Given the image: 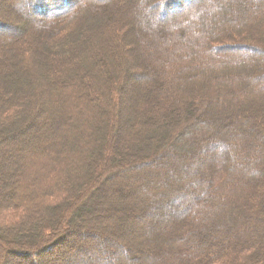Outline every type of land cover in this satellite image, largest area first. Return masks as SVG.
<instances>
[{"label":"trees","instance_id":"trees-1","mask_svg":"<svg viewBox=\"0 0 264 264\" xmlns=\"http://www.w3.org/2000/svg\"><path fill=\"white\" fill-rule=\"evenodd\" d=\"M157 1L6 0L30 26H0V264H264V0Z\"/></svg>","mask_w":264,"mask_h":264},{"label":"rangeland","instance_id":"rangeland-1","mask_svg":"<svg viewBox=\"0 0 264 264\" xmlns=\"http://www.w3.org/2000/svg\"><path fill=\"white\" fill-rule=\"evenodd\" d=\"M159 1V0H158ZM157 1V2H158ZM162 1H165V0H162ZM177 1H181V6H179V4L177 3ZM200 2H202V0H171L170 2H169V0H166L163 4H164V8H165V10H164V12L163 13H168V14H166L163 18H160V20L162 19L163 21H166V20H170L171 18H172V14H176L178 11H180V14H184V12L185 11H188L189 9H190V5H192V4H200ZM154 3H156V2H154ZM153 3V4H154ZM11 5V4H10ZM157 5H158V7H159V2L157 3ZM206 7H208V2H206V4H204L203 5V10L206 8ZM8 8H9V10H8ZM201 8V9H202ZM12 11V12H15L14 10H12V9H10V7H8V2H6V0H0V21H2L1 23H0V26H1V28H2V30L1 31H3V30H5V31H3V33L4 32H7V31H12L13 33H18V34H20V33H23V32H25V30H27L28 29V27L30 26L29 24H28V22H25V21H21V20H23L22 18H21V20L20 19H18V18H20V16H18V18L17 17H14V16H10V15H8V13H7V11ZM160 10L162 11V9H161V7H160ZM202 10V11H203ZM18 13V12H17ZM152 13L156 16V18H159V12L154 8L153 10H152ZM201 12H197V13H194V14H191V16L190 17H193L194 16V18L193 19H197L198 18V14H200ZM13 15V14H12ZM158 15V16H157ZM17 16V15H16ZM42 15H35V18H38V17H41ZM201 18H203L204 19V15H202V13H201ZM161 20V21H162ZM178 23H174V24H170V23H166V25L168 26V27H170V26H175V25H177ZM196 24H199V22H193L192 23V25H196ZM187 28H189V26L187 27ZM25 29V30H24ZM262 28L259 26V29H254L253 30V28H251L249 31H253V32H258L259 34H261V32L262 31H264V28L261 30ZM2 33V32H1ZM232 37V40H220V41H222V42H218L217 43V47H218V51H220V53H222V52H229V51H231V52H233V51H236V49L235 48H237V47H234V48H231L230 50L227 48V46H231V47H233V46H238V41L239 40H237L238 38H240V37H235L234 35H232L231 36ZM230 43H232V44H234L233 46H232V44H230ZM235 44H237V45H235ZM34 56H37V54H35ZM138 68L139 67H136L135 69H133L132 70V74H138V73H140V72H138L139 70H138ZM137 71V72H136ZM182 89H183V87H181ZM186 89H188V88H186ZM228 89H233V88H228ZM134 92V91H133ZM136 94V93H135ZM129 121L127 120V123H128ZM42 123H43V125L44 126H46V124L48 123V120H47V117H46V120L45 121H42ZM192 132V131H191ZM186 136H188V134H185ZM185 135L181 138L182 139V142H179V143H177V145H176V152L177 151H179V150H187V147H188V142H186L185 141ZM180 139V140H181ZM9 141H11V139L10 140H8L6 143H5V145H8L10 142ZM9 147V146H8ZM166 157H163V159H161L160 161H158L159 163L161 162V163H164L165 162V159ZM139 163H137V164H135V165H138ZM148 168H149V164H147V163H145V164H143V165H140L139 167H137V169L136 170H133L132 168H124V169H122V170H120V173H122L123 174V178L124 179H127V177L128 178H130L128 175L130 174V175H132L134 172L136 173V172H141V171H147L148 170ZM145 175V174H144ZM144 175H143V178L145 179V180H147L145 177H144ZM147 175H149V174H147ZM104 176V179L106 180L104 183H105V185L101 188V190H100V192L98 193V195L96 196L97 197V199L98 198H104V199H106V200H112V202H110V203H108V202H106L107 204H108V207H103V211H105L107 208H109L110 206H113V208H114V212H116V214H117V216L119 215H122V213H124V210H125V207L124 206H121V205H123V204H120V202H122L123 201V198L124 197H122L124 194L121 192V188H123L122 186H123V184H125V182L123 181V180H121L122 178H121V174H119V170L116 168V169H114V168H109L108 170H107V173L106 174H104L103 175ZM108 180H107V179ZM181 182H183V180H180ZM110 188H114L115 189V191H114V193L113 194H115V196H113L112 195V197H109V195H106V194H108L109 193V191L111 190ZM79 198H82V197H79ZM122 201H121V200ZM136 202H141L140 204H145L144 203V201H143V198H141V196L139 197H137V199H136ZM105 204V203H104ZM90 207H91V205H90ZM92 207H93V205H92ZM92 207H91V209H92ZM100 207V206H99ZM146 207V206H145ZM148 207V208H147ZM146 208L150 211V212H152V211H155L156 210V212H158V211H161L162 209H163V206H161V204H158V205H156V206H154L153 208H149V206H147ZM94 208V207H93ZM155 212V213H156ZM115 220H117L118 222L120 221L119 219H117V218H115ZM118 222H115L114 221V223H113V225L114 226H116V227H113V228H118L117 226H119V223ZM120 227V226H119ZM127 229V228H126ZM126 229L125 230H121V232L123 231V235L122 236H119V237H117L118 239H117V241H116V238L114 239V242H122V244L124 245V246H126V247H128L129 246V244H130V242H129V240H127L128 238H127V232H126ZM98 230H102V231H104V233H106V234H110L109 232H107V230H106V228H104V227H98ZM125 231V232H124ZM111 235H114L113 233H111ZM67 237V236H66ZM81 236L79 235V238H80ZM82 238V237H81ZM92 239V241H90V244H94L95 242H96V238H91ZM83 240H85V239H83L82 238V242H83ZM105 242V241H104ZM84 243V242H83ZM89 243V242H88ZM88 243H87V245H88ZM70 244H71V242H70ZM70 244H69V246H70ZM84 245V248L86 247V245L85 244H83ZM99 246H100V243H99ZM107 248V250H109L110 251V253H111V255L113 256V258L114 259H116V258H120L121 257V255H119L118 253H117V250H118V246L116 247L115 246V244H111V245H109V246H107V245H105V243H103V246H102V248H101V250L103 249H106ZM98 252H99V250H98ZM69 253V252H68ZM66 254L65 255V257H63L62 258V263L63 264H72L71 263V261H69V259H70V257H68L70 254ZM72 255V254H71ZM76 255L77 254H73V257H76ZM78 256V255H77ZM93 260H95L94 258H93Z\"/></svg>","mask_w":264,"mask_h":264},{"label":"bare ground","instance_id":"bare-ground-1","mask_svg":"<svg viewBox=\"0 0 264 264\" xmlns=\"http://www.w3.org/2000/svg\"><path fill=\"white\" fill-rule=\"evenodd\" d=\"M73 235H74V234L70 235V236H69V237L63 242V244L61 245V249L58 251V252H59V255L61 254L62 251H64L65 249H67V248L69 247L70 242L72 243V242H76V241H78V239H74V238H73ZM106 244H107V246H109V245L111 244V241L108 240Z\"/></svg>","mask_w":264,"mask_h":264}]
</instances>
